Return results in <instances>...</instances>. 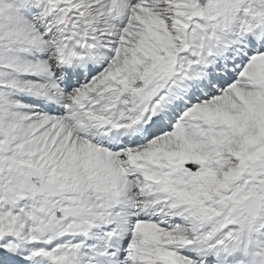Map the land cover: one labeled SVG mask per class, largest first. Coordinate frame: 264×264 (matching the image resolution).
Listing matches in <instances>:
<instances>
[{"label":"snow or ice","instance_id":"obj_1","mask_svg":"<svg viewBox=\"0 0 264 264\" xmlns=\"http://www.w3.org/2000/svg\"><path fill=\"white\" fill-rule=\"evenodd\" d=\"M0 264H264V0H0Z\"/></svg>","mask_w":264,"mask_h":264}]
</instances>
